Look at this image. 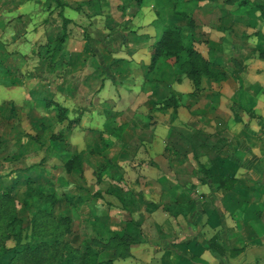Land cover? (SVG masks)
Here are the masks:
<instances>
[{"label": "rangeland", "instance_id": "rangeland-1", "mask_svg": "<svg viewBox=\"0 0 264 264\" xmlns=\"http://www.w3.org/2000/svg\"><path fill=\"white\" fill-rule=\"evenodd\" d=\"M99 1L104 2L106 16L112 12L109 2L115 10L114 0H0V193L11 190L23 227L28 231V240L27 228L33 215L52 211L57 218H70L71 231L66 240L73 246L92 245L104 263L113 260L115 264H148L164 244L172 245L177 251L178 243L184 249V245L203 240L197 235V232L202 234L201 230L191 229L193 213L201 208L196 202L199 192L186 182L195 174L194 157L187 147H180L177 109L167 105L168 99L171 103L177 101L175 92L167 89L166 95L161 92L164 96H158L157 90L153 91L152 84L148 83L151 86L144 88L140 97L152 98L154 103L142 102L136 105V112L132 106L127 111L106 106L103 111L95 103L97 88L86 92L77 87L80 80L65 82L71 66L69 51L80 55L85 49L97 56L103 47L102 38L96 36L89 40L84 35L88 41L86 49L82 43L85 26L80 22L68 24L67 38L69 33L70 39L57 46V39L65 33L60 11L68 5L89 15L94 10L84 4ZM124 1L126 6L153 5L155 18L151 20L150 33L154 36L144 38L153 51V44L161 33L156 14L161 4L158 0H142L140 4L136 0ZM214 3L222 7L224 3L236 7L250 5L257 16L258 6L264 8V0H177V9L188 17L170 13V6L163 8L162 16L168 22L191 23L194 27V15L201 14L198 9L209 11L208 7ZM128 9L131 14L133 11ZM116 17L122 20L124 15L119 10ZM206 17L213 20L210 15H202ZM92 26L91 23L86 27L90 37L98 29ZM122 26L121 30H125L129 24L125 29ZM109 30L103 39H112L109 38L112 29ZM104 55L107 54L104 52ZM106 57L101 59L102 67L117 61ZM165 60L171 61L178 75H182L179 62L173 58L162 61ZM7 84H12L9 89L5 88ZM65 84L73 85L70 92H76L77 98L91 99L92 104L83 100L71 106V117L67 108L68 116L60 122V104L42 101L39 95L43 92L47 96ZM94 106L99 108L101 122H90V119L84 124L81 116ZM104 114L108 117L106 124ZM66 127L74 132L73 136L66 133ZM169 127L173 133L163 139L165 135L161 131ZM189 145L193 146V141ZM74 157L80 160V167L68 172L66 163ZM40 193L55 197L53 207ZM41 239L35 237L31 242ZM210 240L207 238V242ZM14 243L15 240H9L6 246ZM11 255L0 254V264H9Z\"/></svg>", "mask_w": 264, "mask_h": 264}, {"label": "crops", "instance_id": "crops-1", "mask_svg": "<svg viewBox=\"0 0 264 264\" xmlns=\"http://www.w3.org/2000/svg\"><path fill=\"white\" fill-rule=\"evenodd\" d=\"M114 1L115 10L109 2L112 10L109 16L103 12L101 1L84 4L94 10L89 15L80 8L65 6L63 14L85 26L82 38L85 35L91 40L98 36L103 47L97 56L85 49L80 55L69 51L71 66L65 82L80 80L77 87L86 92L97 88L95 103L103 111L106 106L119 111L132 106L136 112V105L145 101L154 103L152 98L140 97L143 89L151 86L148 83L158 96L166 95L167 89L176 93L179 145L192 152L195 165V174L186 182L199 192L196 202L201 207L193 213L191 229L205 233L197 232L198 238L203 239L201 243L184 245V249L178 243L177 251L164 244L148 264H264V58L256 50L264 49L261 11L257 16L250 5L236 7L224 3L222 7L214 3L208 7L209 11L198 9L201 14L194 15V27L180 22L184 37L211 61L212 70L218 74L203 76L197 90L185 73L178 75L171 61H161L153 71L149 70L152 51L144 38L154 36L150 33L151 20L155 18L153 5L127 7L124 0ZM128 8L133 11L131 14ZM119 10L124 15L122 20L116 17ZM203 14L213 20L202 18ZM96 21L103 26L96 25ZM91 23L93 29L96 26L98 29L90 37L86 27ZM122 25L125 30H121ZM109 29L112 39H103ZM70 36L68 33L66 43ZM82 43L87 46L88 41L83 38ZM104 56L117 61L102 67ZM7 85L5 88L9 89L12 84ZM69 86L65 84L47 93L49 97L43 92L39 96L42 101L51 100L68 108L71 117V106L88 99L77 98L76 92H70L73 85ZM88 103L92 104L91 99ZM99 108H87L86 115L81 116L84 124L90 119L101 122ZM170 110L174 115L175 109ZM106 121L105 115V124ZM65 129L67 134L74 135L69 128ZM161 132L165 135L163 139L173 133L171 127ZM192 141L193 146L189 145ZM173 147L176 146L169 148Z\"/></svg>", "mask_w": 264, "mask_h": 264}, {"label": "trees", "instance_id": "trees-1", "mask_svg": "<svg viewBox=\"0 0 264 264\" xmlns=\"http://www.w3.org/2000/svg\"><path fill=\"white\" fill-rule=\"evenodd\" d=\"M142 3V0H136ZM162 8L156 9L161 33L153 44L152 61L149 70H153L163 59L173 58L180 63L183 73L194 83L198 90L203 76L217 77L211 68V61L208 60L192 42L183 35V27L177 23L168 22L163 18V8L170 6V13L188 17L185 12L177 9V0H158ZM264 18V8L259 7ZM64 35L57 39V46L65 42L67 38V26L72 22L71 19L63 15ZM264 58V51L260 52ZM174 96V95H173ZM175 98V97H174ZM58 105V104H56ZM167 105L177 108V102L171 103L167 100ZM58 120L60 122L67 118L68 109L58 105ZM66 117V118H65ZM80 167V160L77 157L70 159L66 163V170L71 172L74 168ZM213 180H218L213 177ZM46 201L51 202L53 207L55 197L53 195L43 196ZM71 220L67 216L55 217L52 211H40L33 215L31 223L27 229L30 230V240L28 231L23 227L15 197L11 190L0 193V247L1 255L12 253L9 264H115L113 260L104 261L92 245L75 247L66 240L70 233ZM25 230L27 232H25ZM42 238L39 242L32 243L31 239ZM49 238V239H48ZM9 240H15L11 247H7Z\"/></svg>", "mask_w": 264, "mask_h": 264}]
</instances>
